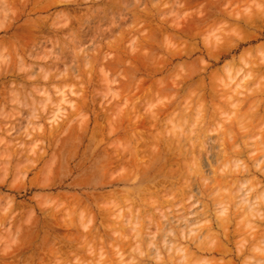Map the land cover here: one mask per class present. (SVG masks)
<instances>
[{"label": "rangeland", "instance_id": "374dc122", "mask_svg": "<svg viewBox=\"0 0 264 264\" xmlns=\"http://www.w3.org/2000/svg\"><path fill=\"white\" fill-rule=\"evenodd\" d=\"M40 1L0 0V264H173L174 258L176 264L189 260L191 264H264V145L259 140L263 135L264 141V89L259 95L261 104L255 96L260 86L264 88V66L258 65L264 56V0ZM39 2L49 7L38 9ZM34 23L40 25L35 27ZM253 65L255 77L246 73ZM257 110L260 112H254ZM134 132L142 134L137 137L148 144L138 139L137 145ZM191 134L196 135L194 140ZM202 136L201 148L197 142ZM231 136L236 137L238 149L233 147ZM250 141L254 145L250 146ZM244 142L249 150L242 149ZM133 148L139 150H135L137 155ZM230 148L235 149L231 154ZM235 151L239 152L238 163H234ZM223 152L231 156L230 160L224 157L228 163L220 159L225 156ZM193 154L199 168L192 164ZM250 155L256 156L255 164ZM183 157L190 170L185 160L179 162ZM242 162L252 165L250 175L249 165L247 172L242 171L246 165ZM217 163L228 172H220ZM258 165H262L261 170ZM230 169L234 170L231 175ZM221 175L229 179L224 181ZM204 177L211 183L202 180ZM257 179L262 181L257 183ZM173 181L178 182H174L178 188ZM158 184L163 186L159 190ZM164 186L174 188L167 190L175 194H167ZM184 186L189 187L183 190ZM155 188L167 191L164 197L171 200L156 193ZM242 193L246 198L251 193L256 199L253 202L260 205L256 204L260 217L245 210ZM154 198L161 204H151ZM233 211L238 218L242 214L245 218H236ZM181 212L186 217L192 214L190 221L182 216L186 224L178 218ZM248 212L251 219L246 216ZM225 216L232 218L226 227L231 243L223 238L227 229L216 223ZM163 220L172 226H160ZM256 222L260 226L256 227ZM157 223L169 232L176 230L175 238L172 233L168 236L169 232L159 231L167 234V242L172 240L170 245L163 243L165 235L154 233ZM204 223L213 229L208 226L206 231ZM141 230L148 236H141ZM88 231L103 235L102 243L97 238L98 242L84 244L81 234ZM182 231L186 237L181 236ZM252 232H256L259 243L256 240L251 245L248 238L243 239L252 237ZM67 234L77 237L63 240L62 235ZM195 237H199L197 241ZM147 238L151 240L146 243ZM222 239L227 246L220 245L224 244ZM152 241L157 243L156 249ZM174 241L180 242L181 252L175 244L177 249L168 255ZM137 245L142 249H135ZM139 249L144 254L137 253ZM159 256L163 258L157 259ZM182 257L187 258L185 263Z\"/></svg>", "mask_w": 264, "mask_h": 264}, {"label": "bare ground", "instance_id": "6f19581e", "mask_svg": "<svg viewBox=\"0 0 264 264\" xmlns=\"http://www.w3.org/2000/svg\"><path fill=\"white\" fill-rule=\"evenodd\" d=\"M10 1H11V0H10ZM41 1H42V0H41ZM41 1H40V2H41ZM56 1H58V0H56ZM60 1H63V0H60ZM90 1H91V0H90ZM92 1H93V0H92ZM138 1H139V0H138ZM40 2H39V3H40ZM43 2H44V1H43ZM46 2H47V1H46ZM49 2H50V4H52V2L55 3L53 0H52V1L49 0ZM49 2H47V4H48ZM64 2H65V0H64ZM66 2H68V1H66ZM111 2H112V1H111ZM125 2H126V1H125ZM58 3H59V2H58ZM108 3H110V2H108ZM36 4H37V3H36ZM40 4H41V5H40ZM40 4H39L40 6L38 7V9H40L41 6H42L43 10H45L46 8L44 9L43 6H46L47 4H46V3H44L45 5H43L42 3H40ZM50 4H49V5H50ZM61 4H62V3H61ZM229 4H230V3H229ZM243 4H244V3H243ZM53 5H55V4H53ZM48 7H49V6L47 5V8H48ZM50 7H51V6H50ZM98 7H99V6H98ZM262 7H263V6H262ZM42 8H41V9H42ZM260 9H261V8H260ZM34 10H35V8H34ZM258 11H259V10H258ZM60 12H61V11H60ZM62 12H63V10H62ZM260 12H261V11H260ZM262 12H264V10H263ZM253 13H254V12H253ZM56 14H58V13H56ZM61 14H62V13H61ZM247 14H248V13H247ZM239 15H240V14H239ZM249 15H250V14H249ZM62 17H64V15H63ZM68 17H69V16H68ZM80 17H81V16H80ZM246 17H247V16H246ZM251 17H252V16H251ZM253 17H254V16H253ZM58 18H59V17H58ZM78 19H79V18H78ZM243 19H246V18H243ZM42 20H43V19H42ZM38 21H39V20H37V21H35V22H38ZM81 21H82V20H81ZM226 21H227V20H226ZM247 21H248V19H247ZM247 21L245 20V22H247ZM39 22H41V21H39ZM39 22H38V23H39ZM45 22H46V21H45ZM72 22H73V21H72ZM53 23H54V22H53ZM56 23H57V22H56ZM58 23H61V22L59 21ZM34 24H35V25H34L35 27H36V25H40V24H41L40 26H43V25H42V22H41L40 24H37V23H34ZM46 24H47V22H46ZM249 24H251V23H249ZM10 25H11V24H10ZM54 25H55V24H54ZM54 25H53V27H54ZM57 25H58V24H57ZM57 25H56V26H57ZM40 26H39V27H40ZM49 26H50V25H49ZM49 26H48V27H49ZM24 27H25V26H24ZM45 27H46V26H45ZM62 27H63V26H62ZM96 28H97V27H96ZM30 29H31V28H30ZM54 29H55V28H54ZM6 30H7V28H6ZM28 30H29V29H28ZM87 30H88V29H87ZM17 31H18V30H17ZM22 31H23V30H22ZM25 31H27V29H26ZM40 31H41V30H40ZM13 32H14V31H13ZM44 32H45V31H44ZM29 33H30V31H29ZM12 34H13V33H12ZM31 37H33V35H31ZM56 37H57V36H56ZM46 38H47V37H46ZM9 39H10V38H9ZM24 39H25V38H24ZM27 39H29V38H27ZM35 39H37V38H35ZM30 40H34V38H33V39L30 38ZM30 40H29V41H30ZM37 40H38V39H37ZM40 40H41V39H40ZM48 40H49V39H48ZM54 40H57V39H54ZM18 41H19V40H18ZM22 41H23V40H22ZM24 41H26V39H25ZM41 41H42V40H41ZM44 41H45V39H44ZM20 42H21V41H20ZM32 42H33V41H32ZM36 42H37V41H36ZM45 42H46V41H45ZM50 42H51V41H50ZM56 42H57V41H56ZM62 42H63V40H62ZM13 43H14V42H13ZM27 43H28V42H27ZM25 44H26V42H25ZM31 44H33V43H31ZM34 44H37V43H34ZM57 44H58V43H57ZM15 45H17V47H19L18 44H15ZM22 45H23V43H22ZM261 45L263 46V43H262ZM66 47H67V46H66ZM20 48H23V47H20ZM257 49L259 50L260 48H257ZM261 49H262V48H261ZM261 49H260V50H261ZM258 50H257V51H258ZM260 50H259V51H260ZM262 51H263V49H262ZM260 52H261V51H260ZM32 53H33V52H32ZM51 54H52V53H51ZM261 54H262V53H261ZM41 55H42V54H41ZM243 56H244V55H243ZM262 57L264 58V56L262 55L261 58L259 59L260 62H261L260 64H258L259 67H263V66H264V65H262V64L264 63V61L262 62V59H263ZM38 58H39V57H38ZM240 60H241V59H240ZM259 60L257 61V63L259 62ZM243 62H244V61H243ZM251 62H253V61H251ZM251 64H252V63H251ZM254 64H255V63H254ZM248 65H249V64H248ZM256 65H257V64H256ZM256 65H253V66H251L250 68H252V70H254L253 67L256 66ZM257 67H258V66H257ZM257 67H255V69H256ZM239 70H240V69H239ZM252 70H251V71H248V72H246V73H248V74L251 73V76L255 77L254 75H255L256 73H253L254 75L252 74V72H255V70H254V71H252ZM261 70H262V69H261ZM263 70H264V69H263ZM256 71H257V70H256ZM249 72H250V73H249ZM257 72H258V71H257ZM261 73H262V72H261ZM246 76H247V75H245V77H246ZM249 76H250V75H249ZM247 77H248V76H247ZM263 77H264V76H263ZM249 78H250V77H249ZM256 79H257V78H256ZM254 81H255V80H254ZM246 82H247V81H246ZM255 82H256V81H255ZM259 82H260V81H259ZM225 83H226V82H225ZM239 83H240V82H239ZM250 85H251V84H250ZM257 86H258V85H257ZM203 87H204V86H203ZM261 87H262V88H261ZM237 88H239V87H237ZM241 88H242V85H241ZM260 88H261V89H260ZM230 89H231V88H230ZM233 89H234V88H233ZM259 89H260V90H259ZM259 89H257V90H259L258 92L255 91V92H257V93L254 92V93H255V96H256V94H257V97L260 95L261 92H263L262 89H264V88H263V86H260ZM39 90H40V89H39ZM231 90H232V89H231ZM252 90H254V89H252ZM260 91H261V92H260ZM41 92H42V91H41ZM238 92L240 93L239 90H238ZM238 92H237V93H238ZM263 93H264V92H263ZM263 93H261V94H262L261 100H262L263 95H264ZM226 94H227V93H226ZM248 95H249V94H248ZM252 96H253V95H252ZM231 97H234V95H233V96L231 95ZM231 97H230V98H231ZM245 98H246V97H245ZM212 99H213V98H212ZM234 99H235V98H234ZM236 99H237V97H236ZM238 99H239V98H238ZM206 100H207V99H206ZM242 100H243V99H242ZM258 100H260V96H259V99H257L256 101H258ZM261 100L258 101V103H260ZM228 101H229V100H228ZM232 101H234V100H232ZM239 101H240V100H239ZM263 101H264V99L262 100V102H263ZM242 102H244V100H243ZM252 102H253V101H252ZM254 104H256V103L254 102V103L251 104V105H254ZM260 104H261V103H260ZM258 105H259V104H258ZM258 105H255V106H258ZM259 106H261V105H259ZM258 110H260V109H258ZM258 110H257V111H254V112H256V113H257V112H260V111H258ZM254 114H255V113H254ZM254 114L252 115V113H251V117H253V118L255 119V117H257V114H256V116H255ZM261 114H262V113H261ZM177 115H178V114H177ZM258 115H260V114H258ZM263 115H264V114H262V116H263ZM260 116H261V115H260ZM260 116H259V117H260ZM262 116H261V117H262ZM242 117H244V116H242ZM242 117H239V118L242 119ZM261 117H260V118H261ZM253 118H252V119H253ZM263 118H264V117H262V119H263ZM262 119H261V120H262ZM122 121H123V120H122ZM143 121H144V120H143ZM149 121H150V120H149ZM149 121H148V122H149ZM156 121H157V120H156ZM253 121H254V120H253ZM253 121H252V123L254 124ZM257 121H258V120H257ZM138 122H139V121H138ZM140 122H141V121H140ZM151 122H152V121H151ZM151 122H150V123H151ZM239 122H241V121H239ZM134 123H135V122H134ZM150 123H149V124H150ZM249 123H250V122H249ZM249 123H248V125H249ZM255 123H256V122H255ZM132 124H133V123H132ZM143 124H144V123H143ZM242 124H243V123H242ZM253 124H251V125H253ZM256 124H257V123H256ZM256 124H254V126H256ZM258 124L260 125L259 121H258ZM258 124H257V125H258ZM136 125H137V124H136ZM138 125H139V124H138ZM138 125H137V126H138ZM151 125H152V123H151ZM259 125H258V126H259ZM140 126H141V125H140ZM251 127H252V126H251ZM133 128H134V127H133ZM250 129H251V128H250ZM249 131H250V130H249ZM253 131H254V130H253ZM203 132H204V131H203ZM134 133H135V132H134ZM244 133H245V135H246V134L248 133V131H247V132L244 131ZM131 134H132V133H131ZM137 134L139 135V137H142V136H141L142 134H139V133H137ZM137 134L135 133V136H136V137H134L135 140H136V139H137V141H138V139L141 140V138L137 137V136H138ZM249 134H250V133H248V135H249ZM186 135H187V134H186ZM201 135H202V134H200V136H201ZM203 135H204V134H203ZM242 135H244V134H242ZM251 135H252V134H251ZM251 135H249V136H251ZM131 136H132V135H131ZM183 136H184V135H183ZM189 136H190V135H189ZM191 136H192V134H191ZM193 136H196V135L193 134ZM193 136H192V139L194 140V137H193ZM207 136H208V135H207ZM207 136H205V137H207ZM249 136H248V137H249ZM126 137H128V136H126ZM144 137H145V136H144ZM144 137H143V138H144ZM186 137H187V136H186ZM205 137H204V139H205ZM234 137H235V136H231V138H233V139L230 138V139L232 140L233 147L235 146V139H236V137H235V138H234ZM262 137H263V135H262ZM262 137H261V138H262ZM181 138H182V137H181ZM190 138H191V137H190ZM197 138H200V137L198 136ZM197 138L195 137V140H196ZM201 138H202V139H200V141L198 140V142H197V143L200 142V145H201V140H203V136H202ZM250 138H251V137H250ZM261 138H260L259 140L262 142V139H261ZM131 139H133V138H131ZM146 139H147V138H144V140H146ZM192 139H190V140H192ZM230 139H229V140H230ZM140 140H139L138 142L135 141L136 143H138L137 145H139ZM179 140H180V139H179ZM206 140H207V139H206ZM231 140H230V143H231ZM233 140H234V143H233ZM255 140H256V139H255ZM141 141H142V140H141ZM215 141H216V140H215ZM226 141H227V139H226ZM236 141H237V140H236ZM238 141H239V140H238ZM245 141H246V140H245ZM257 141H258V140H257ZM257 141H256V142H257ZM156 142H157V141H156ZM179 142H182V141H179ZM194 142H195V141H194ZM247 142H248V141H247ZM256 142H255V143H256ZM261 142H260V144H261V145H262V144L264 145V143H263L264 141H263L262 143H261ZM142 143H147V142H146V141H142ZM223 143H224V142H223ZM236 143H237V142H236ZM239 143H240V142H239ZM244 143H245V142H244ZM258 143H259V142H258ZM147 144H148V143H147ZM194 144H195V143H194ZM232 144H231V145H232ZM247 144H248V143H247ZM249 144H251V141L249 142ZM137 145H136V146H137ZM179 145H180V144H179ZM188 145H190V144H188ZM198 145H199V144H198ZM236 145H237V144H236ZM238 145H240V144H238ZM252 145H254V144L252 143L250 146H252ZM130 146H131V145H130ZM150 146H151V145H150ZM180 146H181V145H180ZM190 146H191V145H190ZM203 146H204V145H203ZM211 146H212V145H211ZM213 147H214V146H213ZM230 147H231V146H230ZM233 147H232V148H233ZM238 147H239V146H238ZM240 147H241V146H240ZM247 147H248V146H247ZM136 148H137V147H136ZM136 148H133V149H134L133 151H134L135 154L137 155L138 152L136 153L135 150H138V149H136ZM139 148H140V147H139ZM182 148H184V147H182ZM201 148H202V145H201ZM223 148H224V147H223ZM232 148H230V154L232 153L231 151L234 152V150H235V149L232 150ZM235 148H237V147L235 146ZM245 148H246V143H245V146H244V147H243V145H242V149H245ZM148 149H149V148H148ZM153 149H154V148H153ZM196 149H197V147H196ZM204 149H205V148H204ZM213 149H214V148H213ZM237 149H238V148H237ZM237 149H236V150H237ZM242 149H241V150H242ZM247 149L249 150V148H246L245 150H247ZM140 150H141V149H140ZM239 150H240V149H239ZM239 150H237V151H239ZM245 150H244V151H245ZM250 150H251V149H250ZM129 151H130V150H129ZM138 151H139V150H138ZM142 151H143V150H142ZM154 151H155V150H154ZM154 151H152L153 154H155ZM196 151L199 152V150H196ZM237 151H235V154H236ZM242 151H243V150H242ZM244 151H243V152H244ZM134 152H133V153H134ZM144 152H145V151H144ZM163 152H164V151H163ZM200 152H201V150H200ZM200 152H199V153H200ZM202 152H203V151H202ZM224 152L229 153V151H224ZM224 152H223L222 154H224ZM243 152H242V153H243ZM248 152H249V151H247V153H248ZM250 152H252V150H251ZM130 153H131V152H130ZM237 153H239V152H237ZM190 154H191V152H190ZM235 154H234V155H235ZM136 155H135V156H136ZM138 155H139V154H138ZM160 155H161V154H160ZM184 155H185V154H184ZM193 155H194V154H193ZM198 155H200V154H198ZM198 155H197V156H198ZM220 155H221V154H219V156H220ZM224 155H225V156H223L222 158L220 157V159H224V161H225V158H224V157H227L226 160H227V159L230 160V158H228V157H231V156H229L228 154H224ZM226 155H228V156H226ZM244 155H245V154H244ZM153 156H154V155H153ZM155 156H156V155H155ZM155 156H154V157H155ZM178 156H179V155H178ZM186 156H187V155H186ZM209 156H210V155H209ZM221 156H222V155H221ZM241 156H242V154H240L239 157H241ZM247 156H248V155H247ZM251 156H252V155H250V157H249V159L252 158L251 160H254V158H256V156H253L254 158L251 157ZM136 157H138V156H136ZM154 157H153V158H154ZM180 157H181V156H180ZM189 157H191V155H190ZM193 157H194L196 163L194 162V160H193L194 163H193L192 161H189V160H188V162H189V163L192 162V164H195L194 166H196V165H198V164H197V160H196L197 158H195V155L192 156V158H193ZM200 157H201V156H200ZM200 157H198V158H200ZM205 157H206V156H205ZM213 157H214V156H213ZM234 157H235V158H234V159H235V160H234V161H235L234 163H236L238 160L240 161V159L237 158V154H236V156H234ZM257 157H258V156H257ZM161 158H162V157H161ZM184 158H185V157H183V159L180 160V161L177 160V159H176V160H177V162H178V161L181 162V161H184V160L186 161V158H185V159H184ZM192 158H191V159H192ZM201 158H202V157H201ZM218 158H219V157H218ZM236 158H237L238 160H236ZM137 159H138V158H137ZM157 159H158V158H157ZM180 159H181V158H180ZM217 160L220 161L219 159H217ZM158 161H159V160H158ZM158 161H157L156 164H159ZM160 161H162V160L160 159ZM210 161H211V160H210ZM210 161H209L208 163H212V162H210ZM218 161H216V162H218ZM232 161H233V160H232ZM255 161H256V160L252 161V163L254 162L253 164H255ZM257 161H258V160H257ZM262 161H263V160H262ZM202 162H203V159H202ZM216 162H215V163H216ZM221 162H223V161L221 160V161H220V164H221ZM225 162H227V161H225ZM259 162H260V160H259ZM174 163H175V162H174ZM181 163H182V162H181ZM183 163H185L186 167L189 169V166H187V161H186V162H183ZM227 163H228V162H227ZM237 163H238V162H237ZM243 163H245V162H242V164H243ZM256 163H257V162H256ZM213 164H214V163H213ZM220 164L218 165V163H217L218 167L220 166ZM242 164H241V165H242ZM245 164H246V163H245ZM260 164H261V163H259V165H260ZM171 165H173V164H171ZM181 165H182V164H181ZM185 165H184V166H185ZM189 165H190V164H189ZM222 165H223V163H222ZM224 165H226V163H224ZM224 165H223V166H224ZM247 165L250 166V164L243 165V166H245V169L242 170L243 172L246 170ZM259 165H258V168H259ZM150 166H151V165H150ZM179 166H180V165H179ZM184 166H183V167H184ZM194 166L192 165V166H190V167L193 168ZM213 166H214V165H213ZM213 166H212V167H213ZM237 166H238V165H237ZM243 166H242V167H243ZM249 166H248V174H249V173L251 174V171L249 172V169L251 170V166H252V165H251L250 167H249ZM254 166H255V168H256V165H254ZM254 166H253L252 168H254ZM183 167H182V169H183ZM199 167H200V166H199ZM199 167L196 166V168H199ZM202 167H203V166H202ZM212 167H211V168H212ZM240 167H241V166H240ZM242 167H241V169H242ZM184 168H185V167H184ZM196 168H195V170H196ZM255 168H254V169H255ZM260 168L262 169V165H261ZM260 168H259V169H260ZM166 169H167V168H166ZM172 169H173V168H172ZM172 169H171V170H172ZM178 169H179V168H178ZM188 169H187L186 171H188ZM212 169H213V168H212ZM212 169H211V170H212ZM215 169H216V168H215ZM217 169H222L221 171L219 170L220 172H222L224 168H222V166H220V168H217ZM228 169H229V168H228ZM261 169H260V170H261ZM173 170H174V169H173ZM173 170H172V171H173ZM189 170H190V169H189ZM224 170H225V169H224ZM230 170H231V169H230ZM230 170H229V171H230ZM260 170H259V171H260ZM169 171H170V170H169ZM172 171H171V172H172ZM174 171H175V172H178L179 170H178V171L174 170ZM174 171H173V172H174ZM196 171H198V169H197ZM215 171H216V170H215ZM225 171L228 172V170H225ZM233 171H234V170H233ZM233 171L231 170V171L229 172V174L231 175V174H232L231 172H233ZM252 171H253V170H252ZM255 171H256V169H255ZM257 171H258V170H257ZM175 172H174V173H175ZM179 172H180V171H179ZM184 172H185V170H184ZM190 172H191V171H189V173H190ZM208 172H209V171H208ZM227 172H224V173H227ZM245 172H247V171H245ZM181 173H182V172H180V174H181ZM191 173H192V172H191ZM198 173H199V171H198ZM255 173H256V172H255ZM263 173H264V169H263ZM175 174H177V173H175ZM180 174H178V175H180ZM217 174H219V173H217ZM220 174H221V173H220ZM227 174H228V173H227ZM245 174H246V173H245ZM245 174H244V175H245ZM250 174H249V175H250ZM252 174H253V172H252ZM261 174H262V172H261ZM172 175H173L174 178H175V175H174L173 173H172ZM172 175H170V176H172ZM192 175H193V174H192ZM222 175H223V174H222ZM222 175H221V176H222ZM235 175H236V174H235ZM253 175H254V174H253ZM263 175H264V174H263ZM180 176H181V175H180ZM183 176H185V175H183ZM183 176H181V177H183ZM187 176H188V175H187ZM204 176H205V175H204ZM216 176H217V175H216ZM224 176H225V175H224ZM224 176H222V177H224ZM233 176H234V175H233ZM201 177H203V176H201ZM201 177H200V178H201ZM205 177L207 178V176H205ZM205 177L202 178V180L205 179L204 181H206V178H205ZM229 177H231V176H229ZM253 177H254V176H253ZM192 178H193V177H192ZM192 178H191V179H192ZM214 178H215V177H214ZM224 178H225V177H224ZM224 178L220 179V180H222V181L219 182L220 185H221V183H223L224 181H226V178H228V176H226L225 179H224ZM231 178H232V177H231ZM234 178H235V176H234ZM236 178H237V177H236ZM245 178H247V176H246ZM245 178H244V179H245ZM180 179H181V178H180ZM207 179H208V178H207ZM223 179H224V181H223ZM228 179H229V178H228ZM228 179H227V180H228ZM237 179L240 180V178H237ZM237 179H236V180H237ZM241 179L243 180V178H241ZM248 179H249V178H248ZM248 179H247V180H248ZM166 180H167V179H166ZM170 180H172V179H170ZM170 180H169V181H170ZM183 180H184V179H183ZM192 180H193V179H192ZM208 180L210 181V179H208ZM216 180H219V179L216 178ZM259 180H260V179H259ZM184 181H185V180H184ZM184 181H183V182H184ZM190 181H191V180H190ZM195 181H196V180H195ZM214 181H215V179H214ZM214 181H213V183L216 184ZM229 181H231V179H230ZM243 181H245V180H243ZM249 181H250V179H249ZM257 181H258V179H257ZM261 181H262V180H261ZM261 181H258L257 183H259V182H261ZM171 182H172V181H171ZM171 182H170V184H171ZM174 182L176 183L177 181H173V183H174ZM163 183H164V182H163ZM175 183H174L173 185H175V187H176V185H177V188H178V184H175ZM177 183H178V182H177ZM188 183H190V182H188ZM206 183H208V181H206ZM210 183H211V182H210ZM210 183H208V184H210ZM231 183H232V182H231ZM234 183H235V180H234ZM241 183H242V181H241ZM241 183H240V187H241ZM245 183H247V182L245 181ZM249 183H250V182H249ZM164 184H165V183H164ZM179 184H180V183H179ZM186 184H187V181H186ZM196 184H197V183H196ZM236 184H238V183H236ZM160 185H162V184H160ZM160 185L158 184V185H157V188H158V187H160V188L163 187V186H160ZM165 185H166V187H167V186L169 185V183H168V185H167V184H165ZM216 185H219V184H216ZM220 185H219V186H216V187H220ZM243 185H244V184H242V187H245V186H243ZM180 186H182V185H180ZM202 186H203V185H202ZM210 186H211V185H210ZM212 186H213V185H212ZM214 186H215V185H214ZM154 187H155V186H154ZM166 187L164 186V188H165L166 190L168 189V190L173 191L172 189H174V188L171 189V188H166ZM168 187H170V186H168ZM188 187H189V186H187L186 188H188ZM204 187H205V186H204ZM235 187H236V185H235ZM250 187H251V186H250ZM250 187H249V189H248V188H244V190H245V189L250 190ZM263 187H264V186H263ZM143 188H146V189H147L146 186L143 187ZM160 188H158V190H159ZM164 188H163V189H164ZM181 188H183V190H186L185 186H184V187H181ZM184 188H185V189H184ZM251 188H252V187H251ZM146 189H143V190H146ZM228 189H229V188H228ZM241 189H243V188H241ZM241 189H240V191H241ZM154 190H155V192L157 191L156 188H155ZM166 190H165V191H166ZM168 190H167V191H168ZM183 190L180 191V192H183ZM234 190H235V189H234ZM237 190H238V189H237ZM244 190H242V191H244ZM262 190H263V189H262ZM163 191H164V190H163ZM167 191H166V193H167ZM174 191H175V190H174ZM240 191L238 190V193H239ZM147 192H148V191H147ZM149 192H150V191H149ZM149 192H148V194H152L151 192H150V193H149ZM157 192H158V193H159V192L162 193V191H157ZM157 192H156V193H157ZM193 192H194V191H193ZM244 192H245V191H244ZM163 193H164V194H163ZM163 193H162V195H163V197H164V196L166 195V193H165V192H163ZM222 193H223V192H222ZM233 193H234V192H233ZM236 193H237V191H235L234 194H236ZM260 193H261V191H260ZM167 194H169V195L172 194V195H173V194H175V192L170 194V192L168 191ZM184 194H185V193H184ZM245 194H247V193H245ZM248 194H249V193H248ZM154 195H155V194H153V196H154ZM158 195H159V194H158ZM169 195H168V196H169ZM172 195H171V196H172ZM187 195H188V194H187ZM200 195H201V193H200ZM237 195H238V194H237ZM237 195H235V197H236ZM242 195H243V197H245V196H244V193H242L240 197H241L242 199H244L243 201H246V202H247V203L245 202V204H246V206H245V210L252 212L253 215H255V214L257 215V214H259L258 211H260V209H259V206H260V205H259L258 203H256V204L259 205V206H258V205H256V204L253 202V200H256V199H252V197H251L252 194L250 193V195H248V196H249L248 198H246V197L243 198ZM254 195H255L254 198H257V197H258V195H257V196H256V194H254ZM148 196H149V195H148ZM171 196H170V197H171ZM177 196H178V195H177ZM180 196H181V194H180ZM193 196H194V195H193ZM238 196H239V195H238ZM263 196H264V195H263ZM126 197H127V196H126ZM143 197H144V196H143ZM151 197H152V196H151ZM222 197H223V196H222ZM240 197H239V200H242V199H240ZM164 198L167 199V200L170 199V198L168 199V198H166V197H164ZM173 198H175V197L173 196L172 199H173ZM176 198H177V197H176ZM176 198H175V199H176ZM179 198H180V197H179ZM193 198H194V197H193ZM193 198H192V199H193ZM213 198H214V197H213ZM157 199H158V198H157ZM105 200H106V199H105ZM170 200H171V199H170ZM176 200H178V199H176ZM237 200H238V199H237ZM153 201H154V203H155V201H157V200H156L155 198H154V200L152 199L151 204H152ZM158 201H159V200H158ZM178 201H179V200H178ZM178 201H177V202H178ZM235 201H236V199H235ZM243 201H241V202H243ZM259 201H260V200H259ZM171 202H172V201H171ZM175 202H176V201H175ZM192 202H193V201H192ZM199 202H200V201H199ZM237 202H238V201H237ZM241 202H240V203H241ZM255 202H256V201H255ZM164 203H165V202H164ZM203 203H204V202H203ZM235 203H236V202H235ZM243 203H244V202H243ZM243 203H241L240 205H242ZM148 204H149V202H148ZM155 204H161V202H158V203L156 202ZM216 204H217V203H216ZM238 204H239V203H238ZM177 205H178V204H177ZM207 205H208V204H207ZM240 205H239V206H240ZM149 206H152V205L149 204ZM173 206H174V205H173ZM236 206H237L238 208H237ZM239 206L235 204V207L237 208V210L240 209ZM153 207H154V206H153ZM155 207H156V205H155ZM203 207H204V205H203ZM208 207H210V206H208ZM222 207H223V206H222ZM222 207L220 208V210H223V209H224L223 212H225V211L227 210V208L225 209V207H224V208H222ZM226 207H227V206H226ZM256 207H257V208H256ZM187 208H188V207H187ZM187 208H186V210H188ZM192 208H193V207H192ZM213 208H214V207H213ZM215 208H216V206H215ZM261 208H262V206H261ZM74 209H75V208H74ZM129 209H130V208H129ZM154 209H155V208H154ZM173 209H174V208H173ZM189 209H190V208H189ZM204 209L207 210V208H204ZM182 210H183V209H182ZM182 210H181V211H182ZM184 210H185V209H184ZM186 210L184 211V213L186 212L185 214H188V212H187ZM194 210H195V209H194ZM209 210H210V209H209ZM209 210H208V211H209ZM216 210H217V209H216ZM234 210H235V209H234ZM243 210H244V209H243ZM243 210H242V211H243ZM159 211H160V209H159ZM164 211H165V210H164ZM176 211H178V210H176ZM200 211H201V210H200ZM202 211H203V209H202ZM204 211H205V210H204ZM204 211H203V212H204ZM208 211H207V212H208ZM235 211H236V210H235ZM148 212H150V211H148ZM168 212H169V211H168ZM220 212H222V211H220ZM226 212H227V211H226ZM254 212H255V213H254ZM256 212H257V213H256ZM262 212H263V210H262ZM150 213H151V212H150ZM181 213L183 214V212H181ZM181 213H178V215L181 214ZM191 213H192V212H191ZM195 213H197V211H196ZM198 213H199V212H198ZM200 213H201V212H200ZM205 213H206V212H205ZM215 213H216V212H215ZM231 213H232V212H231ZM234 213H235V212L233 211L232 214L235 215V216L237 215L236 218H238V214H236V213L234 214ZM237 213H238V211H237ZM252 213L250 214V216H252ZM92 214H93V213H92ZM131 214H132V213H131ZM164 214H165V213H164ZM182 214H181V217H178V218H180L181 220L183 219L182 216H184V214H183V215H182ZM201 214H202V216L204 217L205 214H204V213H201ZM206 214H207V213H206ZM217 214H218V212H217ZM229 214H230V213H229ZM261 214H262V213H261ZM263 214H264V213H263ZM263 214H262V215H263ZM170 215H172V213H171ZM218 215H219V214H218ZM240 215H241V214H240ZM256 215H255V216H256ZM149 216H150V214H149ZM151 216H152V215H151ZM155 216H156V215H155ZM160 216L162 217V215H160ZM165 216H166V215H165ZM172 216H173V215H172ZM191 216H192V214H191ZM191 216H189V215H188L187 217L184 216V218L186 217L185 219H188V218H190ZM194 216H195V215H194ZM197 216H198V215H197ZM199 216H201V215H199ZM202 216H201V217H202ZM219 216H220V215H219ZM222 216H223V215H222ZM242 216H243V214H242ZM242 216H241V217H242ZM246 216L250 217V216H249V212H248V215H246ZM257 216H259V215H257ZM263 216H264V215H263ZM120 217H122V216H120ZM134 217H135V216H134ZM138 217H139V216H138ZM203 217H202V218H203ZM220 217H221V216H220ZM225 217H226V218L222 217L221 221H220V219H219V217H218L219 222H221V223H218V221L216 220V221H217L216 223H217L218 225H220L219 227H220V228H223L224 230H226V229H227L226 227L229 226V224H228V223H229L228 220H229V219H232V218H229V219H228V216H225ZM229 217H231V215H229ZM241 217L239 216V218H241ZM243 217H244V216H243ZM248 217H247V218H248ZM252 217H253V216H252ZM259 217H260V216H259ZM54 218H55V217H54ZM123 218H124V217H122L121 219H123ZM139 218H141V216H140ZM152 218H153V220H154V217H152ZM172 218H173V217H172ZM239 218H238V219H239ZM244 218H245V217H244ZM244 218H242V219H244ZM255 218L257 219L256 221H260V220H258V219H259L258 217H255ZM262 218H263V219H262V222L264 223V217H262ZM56 219H57V218H56ZM64 219H65V218H64ZM71 219H72V218H70V220H71ZM121 219H120V220H121ZM128 219H129V218H128ZM128 219H127V220H128ZM130 219H131V218H130ZM130 219H129V220H130ZM161 219H162V218H161ZM173 219H174V220H177L176 218H173ZM185 219L182 220V221H183V224H186V223H184V221H186ZM200 219H201V218L199 217V220H200ZM249 219H251V217H250ZM260 219H261V218H260ZM29 220H30V219H29ZM47 220H48V219H47ZM170 220H171V219H170ZM181 220H180V221H181ZM188 220L190 221V219H188ZM192 220H193V221H192ZM192 220H191V222H193V223H192V225H193V224H194V219H192ZM195 220H196V218H195ZM199 220H198V221H199ZM209 220H210V219H209ZM246 220H247V219H246ZM254 220H255V219H254ZM254 220H253V221H254ZM71 221H72V220H71ZM90 221H91V220H90ZM122 221H123V220H122ZM161 221H162V220H161ZM161 221H159V223H160ZM171 221H173V220H171ZM171 221H170V222H171ZM182 221H181V222H182ZM229 221H230V220H229ZM231 221H232V220H231ZM231 221H230V224H232ZM241 221H242V220H241ZM241 221L239 220V222H241ZM248 221H249V220H248ZM38 222H39V221H38ZM67 222H69V221H67ZM73 222H74V221H73ZM132 222H133V221H132ZM132 222H131V224H132ZM140 222H141V221H140ZM151 222H152V221H150V223H151ZM153 222H154V221H153ZM153 222H152L151 225H153ZM163 222H165V223H162V222H161V223H160V226H163V225H164L165 227L172 226L171 224L168 225V226L165 225L166 222H167L166 220H165V221L163 220ZM181 222H179V223H181ZM186 222H187V221H186ZM236 222H237V220H236ZM242 222H243V221H242ZM84 223H85V222H84ZM84 223H83V224H84ZM133 223H134V222H133ZM137 223H139V221H137ZM145 223H147V222H145ZM159 223H157V225H156V226H157V229H156V230H155V227H156V226L154 227V230H155V231L152 229L153 227L151 226V227H152L151 229H152V231H154V233H155L156 231H158L157 234H158V235H159V234L161 235V233H162L163 231H164V232H165V231H166V232H169V231H170V230L167 231V228L164 230V228H163L164 226H163V227H159V226H158ZM188 223H189V222H188ZM188 223H187V225H189ZM201 223H202V222H201ZM210 223H212V222H210ZM210 223H208L209 225H207V226H206V224L204 223V224H205V227H204L205 230H206V228H207L208 226H209L208 228H212V227H210V226H211ZM256 223H257L256 227L260 226V225L258 224V222H256ZM263 223H260V224H263ZM33 224H34V223H33ZM66 224H67V223H66ZM69 224H71V223L69 222ZM69 224H67V225H69ZM85 224H86V223H85ZM122 224H123V223H122ZM168 224H169V223H168ZM172 224H173V222H172ZM190 224H191V223H190ZM221 224H222V226H221ZM238 224H239V223H238ZM243 224L245 225V222H243ZM252 224H253V223H251V225H252ZM47 225H48V224H47ZM56 225H58V224H56ZM93 225H94V224H93ZM135 225H136V224H135ZM145 225H147V224H145ZM187 225H184V226L186 227ZM195 225H196V224H195ZM201 225H202V224H201ZM113 226H115V225H113ZM120 226H121V225H120ZM122 226H123V225H122ZM141 226H142V225H141ZM141 226H140V228L142 229ZM178 226H179V224L177 225V227H178ZM181 226H183V225L181 224ZM184 226H183V227H184ZM189 226H190V225H189ZM199 226H200V224H199ZM199 226H198V228H199ZM242 226H243V225H242ZM48 227H49V226H48ZM79 227H80V226H79ZM92 227H93V226H92ZM126 227H127V226H126ZM149 227H150V226H149ZM187 227H188V226H187ZM191 227H192V226H191ZM196 227H197V225H196ZM196 227H194V228L196 229ZM202 227H203V225H202ZM217 227H218V226H217ZM239 227H240V226H239ZM248 227H250V226H248ZM51 228H52V227H51ZM56 228H57V227H56ZM77 228H78V227H77ZM84 228H85V227H84ZM145 228H147V227L145 226ZM159 228H161V229L163 228V229L161 230V229H159ZM57 229H58V228H57ZM79 229H80V228H79ZM87 229H88V228H87ZM96 229H97V228H96ZM135 229H136V228H135ZM149 229H150V228H149ZM170 229H171V228H170ZM183 229H184V228H183ZM189 229H190V228H189ZM192 229H193V228H192ZM212 229H213V228H212ZM212 229H211L209 232H212ZM258 229H259V228H258ZM258 229H257V230H258ZM138 230H139V228H138ZM143 230H145V229L143 228ZM174 230H175V229H173L171 232H169L168 236L170 235V233H172V234H171V237L174 236L173 238H175V237H176L175 235H176L177 233H176L175 235H173V234H174L173 232L176 231V230H175V231H174ZM190 230H191V229H190ZM196 230H198V229H196ZM199 230H200V229H199ZM224 230H223V231H224ZM227 230H228L229 233L227 232ZM227 230L224 231L225 236H224L223 238L226 239V241H227L228 243H231V242H230V239H231V236H232V235H231V233H230V231H229V228H228ZM242 230H243V229H242ZM257 230H256V232H257ZM47 231H48V230H47ZM85 231H87V230L85 229ZM145 231H147V230H145ZM159 231H162V232L160 233ZM183 231L186 232V230H183ZM183 231H182V232H183ZM188 231H189V230H188ZM191 231H192V230H191ZM191 231H190V232H191ZM202 231H203V230H202ZM206 231H208V230H206ZM220 231H221V230H220ZM58 232H59V231H58ZM96 232H97V231H96ZM96 232H95L94 235H91V233H89V231H88V233L81 234V239L83 240L84 244L87 243V244L90 245L91 242H95V241L98 242L97 238H99L100 243H102V241H103V237H102V236H103V235H101V234L97 235ZM138 232H140V231H138ZM143 232H144V231H143ZM143 232H142V230H141V234H140V233H138V234H140L141 236L143 235V237H144V236H148V234H147V235H144V234H146V232H145L144 234H143ZM150 232H151V231H150ZM164 232H163V233H164ZM166 232H165V233H166ZM199 232H200V231H199ZM209 232H206V233L209 234ZM226 232H227V233H226ZM256 232H255V233L252 232V233H253L252 237H246V238H243V239H247V238H248V239H247V240H248V244L253 245V242H254V241L256 242V240H257V234H256ZM133 233H134V232H133ZM148 233H149V232H148ZM151 233H152V237H153L154 233H153V232H151ZM151 233H149V235H150ZM163 233H162V234H163ZM196 233H197V232H196ZM212 233H213V232H212ZM252 233H251V234H252ZM53 234H54V233H53ZM135 234H136V236H137V232L134 233V235H135ZM179 234H181V233H179ZM185 234H186V233L183 232V233L181 234V236L183 235V236L186 237ZM188 234H189V233H188ZM192 234H193V233H192ZM192 234H191V236H192ZM194 234H195V232H194ZM197 234H199V233H197ZM202 234H203V233H202ZM258 234H259V233H258ZM60 235H61V234H60ZM75 235H76V236H75ZM75 235H73V234L68 235V234H67V235H65V237H64V235H62V236H63L62 239H63V240H67V238H68V239H69V238L71 239V238L73 237L72 240H74V236L77 237V234H75ZM132 235H133V234H132ZM160 235H159L158 237H160ZM164 235H165V234H163V236H164ZM166 235H167V234H166ZM166 235L163 237V238H164V239H163L164 241H163L162 238H161V241H163V243H164V242H167V239H169L168 237L165 239ZM172 235H173V236H172ZM204 235H205V234H204ZM204 235H203L202 237H204ZM89 236H90V237H89ZM136 236H133V237H136ZM154 236H155L154 238H158V237L156 236V234H155ZM161 236H162V235H161ZM178 236H179V235H177V237H178ZM191 236H189V237L191 238ZM195 236H199V235H196V234H195ZM206 236H207V235H206ZM46 237H47V236H46ZM55 237H56V234H55ZM121 237H122V236H121ZM121 237H120V238H121ZM124 237H125V236H124ZM124 237H123V239H124L123 242L126 240ZM139 237H140V236H139ZM143 237H141V239H142ZM149 237H150V236H149ZM126 238H127V237H126ZM128 238H130V237H128ZM128 238H127V239H128ZM144 238H145V237H144ZM144 238H143L142 240H144ZM178 238H179V237H178ZM198 238H199V237H198ZM198 238H197V239H198ZM46 239H47V238H46ZM46 239H45V240H46ZM59 239H60V238H59ZM176 239H177V238H176ZM179 239H180V238H179ZM184 239H185V238H184ZM191 239H192V238H191ZM195 239H196V237H195ZM197 239H196L195 241H197ZM211 239H212V238H211ZM243 239H242V240H243ZM33 240H34V239H33ZM72 240H71V241H72ZM120 240H121V239H120ZM134 240H135V239H134ZM142 240L139 239V241H142ZM146 240H147V241H146V243H147L149 240H151V238H150L149 240H148V238H147ZM170 240H171V239H170ZM170 240H168V241H170ZM185 240H186V239H185ZM188 240H190V239H188ZM217 240H219V239H217ZM247 240H246V241H247ZM131 241H132V240H131ZM137 241H138V239H137ZM156 241H157V239H156ZM179 241H180V240H179ZM179 241H177V242L180 243ZM191 241H192V240H191ZM262 241H264V240H262ZM60 242H61V241H60ZM135 242H136V240H135ZM170 242H172V240H171ZM170 242H167V244L169 243L168 245H170ZM177 242H176V241L173 242V246H175V247L172 246V248H173L172 250H173V251H172V250H169L168 255H170L171 252H174L175 249H177V247H176V245H175V244H177V246H178V243H177ZM198 242H199V241H198ZM218 242H219V241H218ZM220 242L224 243L223 239H222V241H220ZM233 242H234V241H233ZM240 242L242 243V241H240ZM50 243H51V242H50ZM64 243H65V242H64ZM128 243H129V242H128ZM131 243H132V242H131ZM136 243H137V242H136ZM150 243H151V241H150ZM153 243H155V244H153ZM157 243H158V241H157ZM157 243L154 242V241H152L153 246L156 245ZM200 243H201V238H200ZM205 243H206V242H205ZM257 243H259L258 240H257ZM40 244H41V243H40ZM48 244H49V243H48ZM87 244H86V245H87ZM165 244H166V243H165ZM193 244H196V243H194V241H193ZM197 244H198V243H197ZM202 244H203V242H202L200 245H202ZM225 244H226V243H224V244H220V245H221V246L224 245V247H225V246H227V245H225ZM255 244H256V243H254V245H255ZM120 245H121V244H120ZM129 245H130V244H129ZM147 245H148V244H147ZM158 245H160V244L158 243ZM163 245H164V244H163ZM171 245H172V244H171ZM181 245H182V244H181ZM205 245H206V244H205ZM215 245H216V242H215ZM218 245H219V244L217 243V246H218ZM256 245H258V244H256ZM44 246H45V245H44ZM38 247H39V246H38ZM61 247H62V246H61ZM137 247H138V245L136 246L135 249H138V248L141 247V246H139L138 248H137ZM150 247H151V246H150ZM156 247H157V246H154L153 248L156 249ZM170 247H171V246H170ZM178 247H179L180 252H181V248H182V247H181V248H180V246H178ZM185 247H186V246H185ZM185 247H184V248H185ZM196 247H197V246H196ZM224 247H223V248H224ZM69 248H70V247H69ZM159 248H160V247L158 246V250H159ZM174 248H175V249H174ZM184 248H183V249H184ZM188 248H189V246H188ZM220 248H221V247H220ZM223 248H221L222 251H223ZM50 249H51V248H50ZM140 249H142V247H141ZM140 249H139V250H140ZM155 249H154V250H155ZM165 249H166V248L164 247V250H165ZM183 249H182V250H183ZM190 249H191V248H190ZM199 249H201V248H199ZM224 249H225V250H229L228 248H224ZM46 250H47V249H46ZM54 250H55V247H54ZM114 250H115V249H114ZM185 250H186V249H184V251H185ZM225 250H224V251H225ZM119 251H120V250H119ZM156 251H157V250H156ZM160 251H161V250H159V253H160ZM184 251H182L183 255H185V253L188 255V252H189V251L186 250L187 252H185V253H184ZM47 252H48V251H47ZM68 252H69V251H68ZM73 252H74V251H73ZM143 252H144V250H143ZM143 252H141V250H140V252H137V253H141V254H142ZM157 252H158V251H157ZM217 252H218V251H217ZM225 252H226V251H225ZM94 253H95V252H94ZM113 253H114V252H113ZM117 253H118V252H117ZM147 253H148V252H147ZM159 253L156 254V255L158 256V255L161 254V253H160V254H159ZM177 253L179 254V252H177ZM182 253H181V254H182ZM192 253H193V252H192ZM53 254L55 255V253H53ZM141 254H140V255H141ZM143 254H144V253H143ZM149 254H150V253H149ZM166 254H167V253H166ZM189 254H190V253H189ZM68 255H69V254H68ZM73 255H74V254H73ZM114 255H115V254H114ZM175 255H176V253H175ZM179 255H180V254H179ZM41 256H43V255H41ZM52 256H53V255H52ZM52 256H51V258L54 257V256H53V257H52ZM56 256L58 257V255H56ZM56 256H55V257H56ZM64 256L66 257V255H64ZM147 256H148V254H147ZM153 256H154V255H153ZM157 256H156V257H157ZM171 256H172V255H171ZM180 256H182V255H180ZM192 256H193V255H192ZM195 256H196V255H195ZM197 256H198V255H197ZM59 257H60V256H59ZM62 257H63V254H62ZM141 257H143V255H141ZM185 257H186V255H185ZM185 257H184V258L182 257V258H183V261H182V262H184V260L187 259V258H185ZM63 258H64V257H63ZM118 258H119V257H118ZM159 258H161V257L159 256L157 259H159ZM162 258H163V257H162ZM162 258H161V259H162ZM170 258L173 259L174 257H170ZM170 258H169V260H170ZM182 258H181V259H182ZM53 259H55V258H53ZM153 259H154V258H153ZM163 260H164V259H163ZM169 260H168V261H169ZM175 260H177V259L174 258V260H172V261H173V264H174V261H175ZM188 260H189V257H188ZM191 260H192V258H191ZM60 261H61V260H60ZM64 261H65V260H64ZM157 261H158V260H157ZM164 261H165V260H164ZM172 261H171V262H172ZM179 261H181V260H179ZM189 261H190V260H189ZM189 261H188V262H189ZM65 262H66V261H65ZM165 262L168 263L167 261H165ZM169 262H170V261H169ZM185 262H186V261H185ZM185 262H184V263H185ZM188 262H187V264H188ZM192 262H193V261H192ZM194 262H195V261H194ZM118 263H119V262H118ZM126 263H127V262H126ZM134 263H135V262H134ZM58 264H59V263H58ZM137 264H138V263H137ZM175 264H176V261H175ZM177 264H178V262H177ZM179 264H181V263H179ZM182 264H183V263H182ZM190 264H191V261H190Z\"/></svg>", "mask_w": 264, "mask_h": 264}]
</instances>
